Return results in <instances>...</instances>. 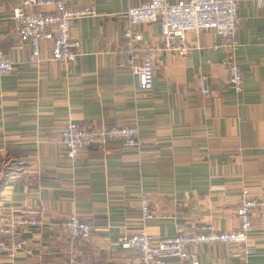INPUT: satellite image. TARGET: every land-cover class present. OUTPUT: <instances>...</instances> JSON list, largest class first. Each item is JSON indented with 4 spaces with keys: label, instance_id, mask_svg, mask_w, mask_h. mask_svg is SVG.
<instances>
[{
    "label": "crops",
    "instance_id": "crops-1",
    "mask_svg": "<svg viewBox=\"0 0 264 264\" xmlns=\"http://www.w3.org/2000/svg\"><path fill=\"white\" fill-rule=\"evenodd\" d=\"M21 0H3L0 50L15 68L0 75V221L12 209L44 207L51 224L17 234L27 247L15 264H68V231L59 225L76 213L95 227L90 244L75 248L81 264H138L137 252L120 239L145 227L159 240L212 224L237 227L242 192L264 197V0H241L238 59L242 92L228 82L225 52L213 30L187 33L192 52L162 50L161 27L140 24V59L151 57L154 85L142 90L119 51L130 27L126 11L147 0H75L97 15L76 19L81 54L71 64L51 59L44 42L41 61H29L31 46L11 19ZM175 2L178 0H170ZM205 79L210 93L201 90ZM93 127L133 124L141 145L114 140L69 159L61 131L70 122ZM150 198L156 218L142 216ZM245 246L253 249L245 252ZM205 244L186 260L169 264H264V220L254 218L246 245ZM0 250V264H9Z\"/></svg>",
    "mask_w": 264,
    "mask_h": 264
},
{
    "label": "built area",
    "instance_id": "built-area-1",
    "mask_svg": "<svg viewBox=\"0 0 264 264\" xmlns=\"http://www.w3.org/2000/svg\"><path fill=\"white\" fill-rule=\"evenodd\" d=\"M241 0H147L138 6H131L126 14L130 27L124 33V43L119 51L111 50L122 57L121 67L129 69L139 81L142 90L154 85L155 67L151 57L140 59L142 35L134 29L140 24L157 23L161 27L162 50L178 55L192 52V46L186 35L193 31H215L220 37L225 52L222 65L228 71V82L237 91L242 92L244 74L238 59L240 26L239 6ZM2 2L0 0V22ZM260 5L263 0L259 1ZM97 15L91 6L80 7L75 0H21L12 10V22L18 37L31 46L29 61L32 64L41 61V49L44 42H51V59L59 63L71 64L81 54L82 42L73 32L76 19ZM15 68L14 62L0 50V75H6ZM201 90L210 93L206 80L201 81ZM118 140L128 147L141 145L138 124H116L93 127L70 121L61 131V142L69 159H75L83 151L93 146L104 147L108 142ZM142 216L145 220L156 218V209L149 197H141ZM264 220V197L253 196L244 189L236 208L237 227L230 231L216 229L206 224L191 231H179L174 236L155 240L146 230L120 239L124 249L137 252L138 264H169V258L186 260L191 250L205 244L246 245L254 227V218ZM51 224L44 207L24 205L11 210L0 221V250L15 264L16 253L26 249V238L17 233L30 227H46ZM59 225L68 231L71 253L68 264H81L75 250L79 242L90 244L94 239V225L71 213L61 219ZM246 253L253 249L245 246Z\"/></svg>",
    "mask_w": 264,
    "mask_h": 264
}]
</instances>
